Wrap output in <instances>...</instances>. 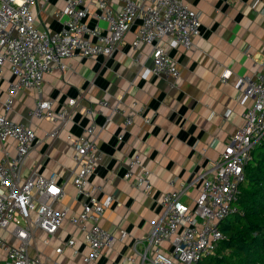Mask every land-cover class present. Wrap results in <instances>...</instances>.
<instances>
[{"label":"crops","instance_id":"obj_1","mask_svg":"<svg viewBox=\"0 0 264 264\" xmlns=\"http://www.w3.org/2000/svg\"><path fill=\"white\" fill-rule=\"evenodd\" d=\"M183 2L200 14L202 26L191 49L166 46L181 71L178 80L149 71L153 63L151 46L133 45L140 24L136 21L111 55L89 57L75 52L62 60L63 68L56 67L45 75L41 92L22 88L15 93L8 117L29 124L37 135L21 176L25 179L34 172L46 176L56 173L66 193L55 207L67 208L70 214L81 211L83 199L77 196L73 184L76 163L67 135H84L92 123L96 127L101 160L91 181L103 186L98 200L114 196L99 223L114 235L115 244L91 264H126L124 259L134 254L135 239L146 237L152 221L162 215L160 199L169 189L170 180L191 183L187 200L193 203L201 187L199 176L220 158L229 136L243 124V112L252 104V99L240 96L238 82L241 77H255L260 70L264 57V0ZM65 5L66 0H37L31 9L35 27L40 31L61 30L63 22L57 13ZM113 6L120 8L119 3L113 2ZM90 12L86 19L90 27H107L106 22L99 21L95 4L90 6ZM223 73H227L226 82L222 81ZM15 80L6 64L0 77V112L4 111L9 84ZM40 97L52 100L54 111L69 108L71 98L77 102L67 122L61 124L60 120L29 116ZM99 99L107 100L109 105H100ZM116 105L118 112H112ZM88 106L94 108L93 116L86 113ZM130 114L133 123L125 126L124 119ZM147 117L149 123L145 121ZM56 126L60 131L53 137L51 131ZM5 146L10 154L15 152L12 139ZM134 154H139L142 164L151 170L150 196L124 178ZM45 236L37 232L40 248L50 257L46 264L59 260L62 255L56 254L54 247L61 238L70 236L77 239L80 254L71 257L68 249L65 254L76 264H86L83 254L88 253V248L78 228L65 222L49 246L41 242ZM134 260L138 262V258Z\"/></svg>","mask_w":264,"mask_h":264},{"label":"built area","instance_id":"obj_2","mask_svg":"<svg viewBox=\"0 0 264 264\" xmlns=\"http://www.w3.org/2000/svg\"><path fill=\"white\" fill-rule=\"evenodd\" d=\"M36 1L0 0V77L6 64L16 77L9 84L4 111L0 112V264H46L50 257L40 248L37 232L46 234L41 242L49 246L65 222L83 233L88 248L83 261L91 264L115 244L114 235L99 223L114 196L110 194L98 200L97 194L103 186L91 181L101 160L96 127L92 123L84 135H67L76 163L73 184L77 196L83 199L81 211L70 214L67 208L55 207L66 193L57 182L56 173L46 176L34 172L25 179L21 176L37 135L29 124L8 117L15 93L22 88L41 92L45 75L56 67L63 68L62 60L75 52L89 57L111 55L136 21L140 24L133 45L151 46L153 63L149 71L178 80L181 71L166 46L194 47V39L201 33V18L183 0H151L150 4L140 0H66L65 7L57 13L63 22L61 30L40 31L35 27L31 10ZM113 2L119 3L120 8H115ZM92 4L99 8L97 17L107 27L87 24ZM246 55L252 56L249 51ZM227 79V73H223L222 81ZM238 88L240 96L252 99V104L243 112V124L229 136L220 158L199 176L201 187L193 203L187 200L191 183L170 180L169 189L160 199L162 215L152 221L146 237L135 239L134 254L125 258L124 263L198 264L217 249L224 238L220 223L236 212L234 202L245 180L246 167L252 160L254 147L264 137V57L256 76L241 77ZM76 102L71 98L69 108L54 111L52 100L40 97L28 114L31 118L46 117L65 124ZM98 103L109 105L104 99ZM112 112H118V105L112 107ZM86 113L93 116L94 108L88 106ZM145 121L149 123L150 119L147 117ZM132 123L133 115H127L125 126ZM59 131L60 127L56 126L51 136L56 137ZM9 139L14 141L13 154L5 146ZM124 178L143 194L151 195V170L142 164L139 154L131 158ZM164 242H168L166 247ZM67 249L71 257L80 254L74 236L61 238L54 247L58 255L65 254Z\"/></svg>","mask_w":264,"mask_h":264},{"label":"trees","instance_id":"obj_3","mask_svg":"<svg viewBox=\"0 0 264 264\" xmlns=\"http://www.w3.org/2000/svg\"><path fill=\"white\" fill-rule=\"evenodd\" d=\"M245 174L236 212L220 223L224 238L198 264H264V137L254 147Z\"/></svg>","mask_w":264,"mask_h":264},{"label":"rangeland","instance_id":"obj_4","mask_svg":"<svg viewBox=\"0 0 264 264\" xmlns=\"http://www.w3.org/2000/svg\"><path fill=\"white\" fill-rule=\"evenodd\" d=\"M167 245H168V242H164L163 243V246L164 247H166ZM49 254L52 255L53 254V251L50 250ZM53 259L55 260L56 259V256H53ZM44 260H45V258H44ZM58 261H59L58 264H76V260L75 259H69V255L67 256L66 254L65 255H62L61 257H59V260ZM51 264H55L54 261Z\"/></svg>","mask_w":264,"mask_h":264}]
</instances>
